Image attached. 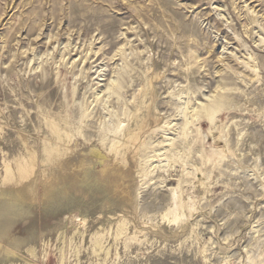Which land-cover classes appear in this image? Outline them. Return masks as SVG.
Instances as JSON below:
<instances>
[{"label": "rangeland", "instance_id": "obj_1", "mask_svg": "<svg viewBox=\"0 0 264 264\" xmlns=\"http://www.w3.org/2000/svg\"><path fill=\"white\" fill-rule=\"evenodd\" d=\"M0 264H264V0H0Z\"/></svg>", "mask_w": 264, "mask_h": 264}, {"label": "bare ground", "instance_id": "obj_2", "mask_svg": "<svg viewBox=\"0 0 264 264\" xmlns=\"http://www.w3.org/2000/svg\"><path fill=\"white\" fill-rule=\"evenodd\" d=\"M80 188V187H79Z\"/></svg>", "mask_w": 264, "mask_h": 264}]
</instances>
